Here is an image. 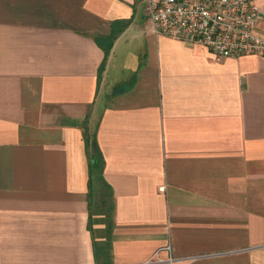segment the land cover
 Segmentation results:
<instances>
[{"label": "crops", "instance_id": "1", "mask_svg": "<svg viewBox=\"0 0 264 264\" xmlns=\"http://www.w3.org/2000/svg\"><path fill=\"white\" fill-rule=\"evenodd\" d=\"M165 244L264 264V57L153 34L142 0H0V264Z\"/></svg>", "mask_w": 264, "mask_h": 264}, {"label": "built area", "instance_id": "2", "mask_svg": "<svg viewBox=\"0 0 264 264\" xmlns=\"http://www.w3.org/2000/svg\"><path fill=\"white\" fill-rule=\"evenodd\" d=\"M142 1L153 34L201 45L215 60L247 54L264 57V37L257 33L264 16L254 0ZM159 249L165 250L164 259L158 256ZM159 249L143 264L176 261L170 255L169 244Z\"/></svg>", "mask_w": 264, "mask_h": 264}, {"label": "trees", "instance_id": "3", "mask_svg": "<svg viewBox=\"0 0 264 264\" xmlns=\"http://www.w3.org/2000/svg\"><path fill=\"white\" fill-rule=\"evenodd\" d=\"M105 54H106V52H105ZM103 64H104V59H103V61H102L101 66L99 67V72H100V70H101ZM83 139H84L85 146L89 147V145H90V147L93 149V152H92L93 155H96L97 157H100V155H99V153H98V150H97L96 147H95V143H94V141H93V140H90V136H85ZM93 155H92V156H93Z\"/></svg>", "mask_w": 264, "mask_h": 264}, {"label": "rangeland", "instance_id": "4", "mask_svg": "<svg viewBox=\"0 0 264 264\" xmlns=\"http://www.w3.org/2000/svg\"><path fill=\"white\" fill-rule=\"evenodd\" d=\"M97 186H98L97 192L94 194V197H96V199L98 200L100 197L106 196V194H105L106 191L104 189L102 190V186H101L100 182H97ZM100 194H101V196H100Z\"/></svg>", "mask_w": 264, "mask_h": 264}]
</instances>
